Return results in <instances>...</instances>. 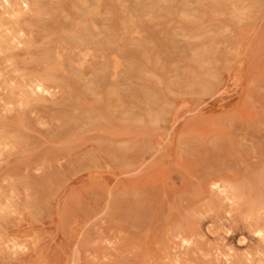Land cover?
<instances>
[{"label": "rangeland", "instance_id": "rangeland-1", "mask_svg": "<svg viewBox=\"0 0 264 264\" xmlns=\"http://www.w3.org/2000/svg\"><path fill=\"white\" fill-rule=\"evenodd\" d=\"M257 230L264 0H0V264H264Z\"/></svg>", "mask_w": 264, "mask_h": 264}, {"label": "bare ground", "instance_id": "bare-ground-1", "mask_svg": "<svg viewBox=\"0 0 264 264\" xmlns=\"http://www.w3.org/2000/svg\"><path fill=\"white\" fill-rule=\"evenodd\" d=\"M31 1H33V0H31ZM14 12V11H13ZM16 12V11H15ZM17 13H18V15H19V11L17 10ZM12 14H14V13H12ZM11 14V15H12ZM8 34V33H7ZM6 34V35H7ZM20 34V33H19ZM18 35V34H17ZM9 39H10V37H9ZM13 39H15V38H13ZM2 40V39H1ZM12 40V39H11ZM10 42H12V41H10ZM121 64V63H120ZM128 68V67H127ZM30 81V80H29ZM34 82V81H33ZM30 83V82H29ZM35 84V83H34ZM33 84V85H34ZM29 85V84H28ZM35 85H37V84H35ZM34 85V86H35ZM28 86H26V88H27ZM36 87V86H35ZM12 88V87H11ZM29 90H30V88H28ZM37 90L39 91V92H42L43 91V89H42V86L41 85H38L37 86ZM9 91V90H8ZM11 92V91H10ZM45 92V91H44ZM9 93V92H8ZM49 93V92H48ZM53 94V93H52ZM32 95V94H31ZM49 95V94H48ZM32 114V113H31ZM61 120H63V119H61ZM62 124V123H61ZM63 125H64V123H63ZM62 126V125H61ZM5 147H6V145H5ZM8 147V146H7ZM256 233H257V236L258 237H260V238H263L264 237V232L262 231V230H257V231H255ZM257 237V238H258ZM262 243V242H261ZM17 246V245H16ZM264 260V259H263ZM241 263V262H240Z\"/></svg>", "mask_w": 264, "mask_h": 264}]
</instances>
